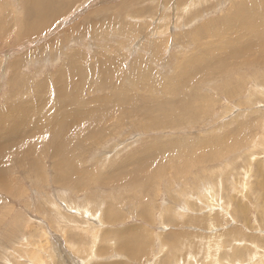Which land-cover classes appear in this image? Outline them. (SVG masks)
Segmentation results:
<instances>
[{"label": "rangeland", "instance_id": "1", "mask_svg": "<svg viewBox=\"0 0 264 264\" xmlns=\"http://www.w3.org/2000/svg\"><path fill=\"white\" fill-rule=\"evenodd\" d=\"M0 140V264H264V0H0Z\"/></svg>", "mask_w": 264, "mask_h": 264}, {"label": "bare ground", "instance_id": "2", "mask_svg": "<svg viewBox=\"0 0 264 264\" xmlns=\"http://www.w3.org/2000/svg\"><path fill=\"white\" fill-rule=\"evenodd\" d=\"M36 8H37V7H36ZM39 9H40V8H39ZM39 9L37 8L38 11H39ZM30 10H31V9H30ZM34 10H35V9H34ZM41 10H42V9H41ZM43 10H44V9H43ZM229 20H230V21H229L228 23H229L232 27H233V26H239V27H241V18H237V19H229ZM232 22H233V23H232ZM245 37H246V35H245ZM245 37H244V38H245ZM239 38H240V37H238L237 40H243V38H242V39H239ZM248 40H250V39L248 38ZM232 42H233V41H227V42H225V43H226L225 46H229V45H231ZM40 92H42V91H40ZM58 92H59V90H58ZM115 98H116V95L113 94V95L111 96V99L114 100ZM111 99H109V100H111ZM70 101H71V97L68 98V101H67V102L70 103ZM64 116H65V115H64ZM85 116H86V115H85ZM29 117H30V114H29ZM87 117H88V115H87ZM56 126H57V125H52V129H55ZM1 142H2V141L0 140V143H1ZM70 160L72 161L73 159L71 158ZM35 161H36V160H35ZM170 162H171V161H170ZM30 163L34 164V161H31ZM73 164H74V161H73ZM182 173H183V172H182ZM182 173H181V174H182ZM73 174H74V178H76V177H75V175H76V170H75V169L73 170ZM78 175H79V174H78ZM78 175H77V177L82 178L81 176H78ZM84 177H85V176H84ZM157 177H159V175H157ZM159 178H160V177H159ZM69 182H71V181H69ZM72 184H73V183H72ZM202 187H203V186H202ZM198 191H199V190H198ZM209 191H210V190H209ZM209 191H207V192H209ZM207 192H206V193H207ZM201 195H202V194H201ZM203 195H204V194H203ZM203 197H206V196H203ZM172 198H173V197H172ZM207 201H208V199H207ZM208 202H209V201H208ZM206 203H207V202H206ZM209 203H210V202H209ZM190 205H191V204H190ZM148 213H149V212H148ZM225 235H226V234H225ZM228 235H229V234H228ZM139 236H140V235H136V238L139 237ZM214 237H215V236H214ZM220 238H221V237H220ZM224 238H225V237H224ZM211 239H213V237H212ZM137 240H139V239H137ZM217 240H218V239H217ZM219 240H220V239H219ZM212 241H213V240H212ZM214 241H216V240H214ZM209 242H210V241H209ZM210 243H212V242H210ZM210 243H208V244L211 245ZM214 243H215V242H214ZM214 243H213V244H214ZM123 244H124V243H123ZM213 244H212V245H213ZM126 245H127V243H125V245H123L122 247H125ZM223 245H224V243H223ZM120 246H121V245H120ZM120 246H119V247H120ZM211 247H213V246H211ZM130 248H131V247H130ZM120 249H121V248H120ZM134 249H135V248H134ZM122 250H123V249H122ZM132 250H133V249H132ZM235 251H236V250H235ZM235 251H234V252H235ZM118 252H119V251H118ZM129 252H130V251H129ZM129 252H128V253H129ZM135 252H136V251H135ZM210 252H212V251L210 250ZM210 252H209V253H210ZM213 252H214V251H213ZM213 252H212V253H213ZM163 253H164V252H163ZM212 253H211V256H212ZM217 254H218V253H217ZM33 255L35 256V253H34ZM213 255L215 256L216 254H213ZM218 255H219V254H218ZM218 255H217V256H218ZM39 256H40V255H39ZM192 256H193V254H192ZM217 256H216V258H217ZM35 257H36V256H35ZM218 259H219V261H220L221 258L218 257ZM32 260H33V258H32ZM34 260H35V258H34ZM34 260H33V261H34ZM39 260H40V259H39ZM175 260H176V259H175ZM36 261H37V260H36ZM215 261H216V260H215ZM179 262H180V261H179ZM216 264H220V263H216Z\"/></svg>", "mask_w": 264, "mask_h": 264}]
</instances>
